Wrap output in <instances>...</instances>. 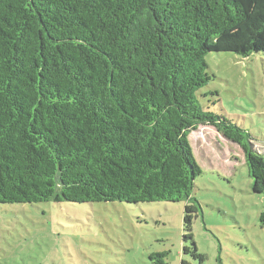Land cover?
I'll return each instance as SVG.
<instances>
[{
  "label": "trees",
  "instance_id": "1",
  "mask_svg": "<svg viewBox=\"0 0 264 264\" xmlns=\"http://www.w3.org/2000/svg\"><path fill=\"white\" fill-rule=\"evenodd\" d=\"M211 53H264V0H0V204L186 202L203 263L191 133L238 145L264 193V146L200 103Z\"/></svg>",
  "mask_w": 264,
  "mask_h": 264
},
{
  "label": "rangeland",
  "instance_id": "2",
  "mask_svg": "<svg viewBox=\"0 0 264 264\" xmlns=\"http://www.w3.org/2000/svg\"><path fill=\"white\" fill-rule=\"evenodd\" d=\"M213 77L199 92L205 110L264 146V53L206 57ZM203 170L195 182L193 234L203 263L184 252L186 202L0 204V264H264V193L254 192L243 150L214 127L190 135Z\"/></svg>",
  "mask_w": 264,
  "mask_h": 264
}]
</instances>
